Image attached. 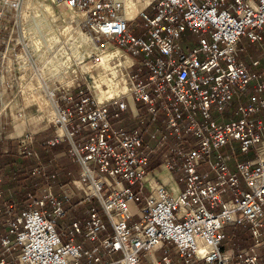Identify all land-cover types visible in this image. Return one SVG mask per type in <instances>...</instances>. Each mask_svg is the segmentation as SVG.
I'll return each mask as SVG.
<instances>
[{"label":"built area","instance_id":"obj_1","mask_svg":"<svg viewBox=\"0 0 264 264\" xmlns=\"http://www.w3.org/2000/svg\"><path fill=\"white\" fill-rule=\"evenodd\" d=\"M22 1L0 0L1 105L9 75L20 96L29 61L16 34ZM44 1L76 9L95 45L106 39L128 57L120 67L128 90L99 103L80 84L56 97L42 79L56 113L46 144H66L63 154L78 165L72 185L102 215L91 207L83 225L59 229L70 191L58 197L46 186L33 207L5 219L0 264L13 253L15 264H141L156 248L154 264H264V68L251 71L239 56L242 37L262 43L264 0H141L134 19L123 0ZM127 108L137 125H114L111 114ZM34 143L27 131L17 150L39 162ZM157 161L176 194L159 179L147 186ZM226 226L248 229L252 243L225 248Z\"/></svg>","mask_w":264,"mask_h":264},{"label":"rangeland","instance_id":"obj_2","mask_svg":"<svg viewBox=\"0 0 264 264\" xmlns=\"http://www.w3.org/2000/svg\"><path fill=\"white\" fill-rule=\"evenodd\" d=\"M139 2L137 1L136 4ZM56 4L44 0H23L20 5L21 23L20 28L16 29V34L24 35L28 43L29 61H27L28 59L24 60V75L21 81V101L13 109L15 116H17L15 114L16 111L20 115L24 114L21 121L16 120V122H13L16 126H22L18 128L19 132L23 126L24 128L37 130L47 125L51 127L50 133L54 132L55 127L53 125L56 120V113L54 112L55 106L47 92L44 91L45 88L42 87L43 81L49 85V89L55 91L57 97L61 95V90L65 85L71 87L70 89H72V85L77 84L89 88L88 85L95 79H98L99 73L103 71L97 65V59L100 55L115 52L116 54L111 59L110 64L115 66V70H119L121 74V65H127L129 63L128 57L122 51H119L112 44L113 42L102 39L101 42L104 43L103 47H99L93 43L90 37L79 28L80 21L82 20V14L79 11L66 6L64 3ZM64 13L71 14L72 18L64 16ZM138 32L137 30L134 33L137 34ZM194 42L195 40L192 39L190 44H194ZM258 55L264 62V53L259 51ZM30 64L36 65L37 69H35L34 65L33 68L35 71L30 69ZM102 87L105 90L108 88L106 84H103ZM86 91L90 95L91 91ZM125 93L127 91L121 93L119 96ZM106 101L108 100H104L103 102ZM111 107L113 108V104ZM128 111L129 108L122 112H116L118 113V118L115 116L126 128L137 125L136 120L130 118L131 116H127ZM31 121L33 122L30 123ZM1 130H10V124L4 125L0 122ZM236 157L238 160H243L247 157H252V154L244 155L238 152ZM51 162L53 165L63 164L64 160L60 159ZM159 172L162 174L156 175ZM151 178L150 182H147L148 187L155 186L156 179L161 180V184L164 186L166 185L163 182L168 183L170 181L175 186L174 176L162 164L155 166L154 175ZM169 186L171 187V185ZM68 190L70 191V198L65 202L66 215L60 219L63 226L67 224L70 218L84 222L85 216L83 212L87 208L86 205L92 204L95 210L99 208L92 200L90 202H84L82 193L71 185L68 187ZM56 195L62 197V189H56ZM245 238V245L251 244L252 241L247 236ZM90 244V242H86V246H90ZM260 254L264 258V247L261 250L259 249Z\"/></svg>","mask_w":264,"mask_h":264},{"label":"trees","instance_id":"obj_3","mask_svg":"<svg viewBox=\"0 0 264 264\" xmlns=\"http://www.w3.org/2000/svg\"><path fill=\"white\" fill-rule=\"evenodd\" d=\"M129 114L130 111L127 116ZM111 122L117 126L122 125L113 114H111ZM48 136L40 140L39 162L25 154H20L12 143L7 144L4 151V146L0 142V209L2 211L0 218L3 222L8 217L33 207L43 195L45 186H49L56 194V189L61 190L71 182L73 177H76L78 165L66 155L57 159H63V164H52L51 160L56 154L66 149V144L47 145L46 140L50 137ZM40 163L46 167L44 175L39 170ZM156 163L159 164V161ZM7 209H10V213L6 212ZM224 233L225 238L233 234L236 240L243 241L240 246L245 245V236L251 240L248 229L239 226H226Z\"/></svg>","mask_w":264,"mask_h":264},{"label":"crops","instance_id":"obj_4","mask_svg":"<svg viewBox=\"0 0 264 264\" xmlns=\"http://www.w3.org/2000/svg\"><path fill=\"white\" fill-rule=\"evenodd\" d=\"M126 1L127 0H123L124 2V5H125V9L129 8V7H126ZM135 2L137 1H140L139 3H137V7L135 10H133V14L128 17L126 15V10H125V15L127 16V18L129 19H134L137 17L138 13L140 12V10L143 8L144 4L141 0H133ZM262 36H263V40H262V43L259 45L257 43H253V42H250L246 37H242L241 38V42L239 44V47L243 48L242 51L239 52V56L241 58V60L244 62V64L247 66V68L251 71H260L264 68V62L259 58V51H262V53H264V27L262 28ZM252 61H258L259 64L258 65H252ZM23 75H24V70L19 74V80L23 78ZM9 77L11 78V81H10V87L5 91V94H4V100H3V103L4 105H1L0 104V122H2L4 125H9L10 124V130H1L0 133H1V137L2 139L0 138V142L2 143V145L4 146V151H6V145L9 144V143H12V145L15 146L16 148V151L17 150V141L18 139L27 131H30L34 134L35 136V143H34V149L39 157V146H41L40 144V140L41 139H44L45 136H51L52 133H50V129L51 127L49 125L47 126H44L43 128H40V129H37V130H34V129H31V128H23L21 129V131L19 132L18 131V128L22 127L21 125L20 126H16L13 124V122H16V120H20L24 117V114H18V112L16 111L15 114L17 116H15L13 114V109L16 108V106L20 103L21 101V94L20 96L16 95V85H15V81L14 79L16 78V76L14 75H9ZM20 97V98H19ZM6 108V109H5ZM8 110V111H7ZM130 111V110H129ZM128 111V113H129ZM9 116V118H8ZM130 117V114L128 115ZM131 118V117H130ZM33 121H31L30 123H32ZM29 123V124H30ZM33 126V124H31ZM30 125V126H31ZM33 128V127H32ZM49 130V131H48ZM5 131V132H4ZM48 136V137H49ZM44 144V142L42 143ZM64 154H63V151H61L60 153L56 154L54 156V159H52L51 161H55L57 159H59V157H63ZM40 160V158H39ZM162 173H156V175H160ZM173 175V174H172ZM149 178V176L147 177ZM168 179V178H167ZM169 180V179H168ZM161 181V180H160ZM163 182V181H162ZM167 189L173 193V194H176L178 192V189H179V186L177 185L176 186V183L174 181V184L175 186L173 185V182H168V183H165L163 182ZM72 186V183L70 182L67 185H65L64 187L62 188H65V187H69V186ZM171 185V187L169 186ZM173 186V187H172ZM61 188V189H62ZM75 188V187H74ZM76 189V188H75ZM175 191V192H174ZM87 208H85V211L83 212L84 213V216H85V219H86V211L87 209L91 208V207H94L92 206V204H88L86 205ZM85 206V207H86ZM98 211V213L100 215H102L100 209H96ZM66 215V214H65ZM64 218V217H63ZM62 219V218H61ZM84 219V221H85ZM73 221H77L75 219H72L70 218V220L67 222V224L65 226H63L61 224V221L59 220V229L60 228H64L66 226H69L71 222ZM79 224L83 225L84 222H80V221H77ZM235 227V226H233ZM238 227V226H237ZM109 231V230H108ZM6 232V225L5 223L2 221V219L0 218V236L3 235L4 233ZM246 234V233H245ZM244 235V233H243ZM250 235V234H249ZM75 240L76 241H82L84 240V237L82 234H79V235H76L75 237ZM251 238V236H250ZM251 241H252V238H251ZM86 242L88 241H85V245H86ZM241 243H243V241H238L234 238V235L231 234L230 236H228L227 238H225L224 240V246L225 248L227 247H234V248H242V247H245V246H248V245H243V246H240L242 245ZM252 243V242H251ZM91 245V244H90ZM237 245V246H236ZM172 248V247H171ZM263 248V247H262ZM173 250V249H172ZM261 250V249H260ZM161 249L160 248H156L154 249L151 254H150V257L149 259L148 258H143L142 261H141V264H154L156 262V260L160 259L161 257ZM173 254H174V250H173ZM174 256V255H173ZM261 256V254H260ZM120 257V254L119 253H113V258H119ZM262 257V256H261ZM262 259L264 260V258L262 257ZM6 264H15V260H14V253L10 256H7L6 258ZM178 264V263H177Z\"/></svg>","mask_w":264,"mask_h":264},{"label":"bare ground","instance_id":"obj_5","mask_svg":"<svg viewBox=\"0 0 264 264\" xmlns=\"http://www.w3.org/2000/svg\"><path fill=\"white\" fill-rule=\"evenodd\" d=\"M56 5H59V3H57ZM126 7H129L126 9V15L130 17L133 14V10L136 9L137 4L133 0H127ZM64 16L72 18V15L69 13H64ZM115 54V52L106 53L98 57L97 65L98 67H101L103 71L99 73L98 79H95L91 82V84L88 85L91 94L99 103H102L104 100L116 98L121 93H124L128 90L123 75L119 72V70H115V66L110 64V61L115 56ZM103 84L107 85L108 88L106 90L102 87Z\"/></svg>","mask_w":264,"mask_h":264}]
</instances>
